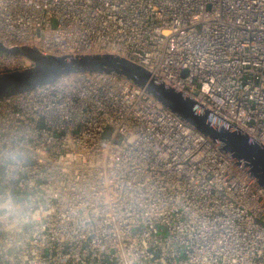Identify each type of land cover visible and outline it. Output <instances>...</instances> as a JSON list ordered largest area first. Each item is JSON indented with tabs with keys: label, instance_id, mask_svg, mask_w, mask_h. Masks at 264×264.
I'll use <instances>...</instances> for the list:
<instances>
[{
	"label": "built area",
	"instance_id": "obj_1",
	"mask_svg": "<svg viewBox=\"0 0 264 264\" xmlns=\"http://www.w3.org/2000/svg\"><path fill=\"white\" fill-rule=\"evenodd\" d=\"M0 43L125 57L264 147V0H0ZM0 264H264V188L124 77L67 74L0 99Z\"/></svg>",
	"mask_w": 264,
	"mask_h": 264
},
{
	"label": "water",
	"instance_id": "obj_2",
	"mask_svg": "<svg viewBox=\"0 0 264 264\" xmlns=\"http://www.w3.org/2000/svg\"><path fill=\"white\" fill-rule=\"evenodd\" d=\"M0 52L21 55L33 62L29 68L0 74V99L52 83L71 73L116 74L144 89L198 133L219 145L223 152L234 154L264 188V147L232 127L214 124L206 112L196 111L191 97L155 81L143 66L109 53L55 56L42 54L34 47L6 48L1 43Z\"/></svg>",
	"mask_w": 264,
	"mask_h": 264
},
{
	"label": "clouds",
	"instance_id": "obj_3",
	"mask_svg": "<svg viewBox=\"0 0 264 264\" xmlns=\"http://www.w3.org/2000/svg\"><path fill=\"white\" fill-rule=\"evenodd\" d=\"M13 155L22 158V156H23V152H22V150H18V151H15V152L13 153Z\"/></svg>",
	"mask_w": 264,
	"mask_h": 264
}]
</instances>
